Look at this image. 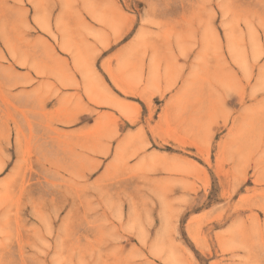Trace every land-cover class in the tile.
I'll list each match as a JSON object with an SVG mask.
<instances>
[{
    "label": "rangeland",
    "instance_id": "374dc122",
    "mask_svg": "<svg viewBox=\"0 0 264 264\" xmlns=\"http://www.w3.org/2000/svg\"><path fill=\"white\" fill-rule=\"evenodd\" d=\"M0 264H264V0H0Z\"/></svg>",
    "mask_w": 264,
    "mask_h": 264
}]
</instances>
